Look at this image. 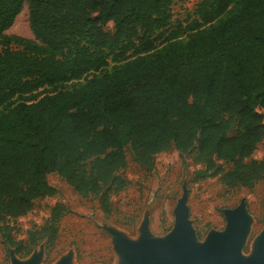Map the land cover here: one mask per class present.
<instances>
[{
  "label": "trees",
  "instance_id": "16d2710c",
  "mask_svg": "<svg viewBox=\"0 0 264 264\" xmlns=\"http://www.w3.org/2000/svg\"><path fill=\"white\" fill-rule=\"evenodd\" d=\"M27 1L34 39L7 35ZM234 0H202L205 21ZM173 0H0V218L20 216L33 201L54 195L47 175L57 172L77 192L99 199L110 214L112 194L127 186L118 171L127 149L138 162L174 145L197 149L205 163L198 178L232 166L221 180L252 188L264 160L251 158L264 137V0H242L217 25L184 46L149 53L171 24ZM112 21L114 29L105 30ZM13 43L19 47L13 48ZM130 52H148L102 78L34 101L14 96L58 85ZM66 208L26 241L3 231V243L29 254L44 239L52 245Z\"/></svg>",
  "mask_w": 264,
  "mask_h": 264
},
{
  "label": "rangeland",
  "instance_id": "374dc122",
  "mask_svg": "<svg viewBox=\"0 0 264 264\" xmlns=\"http://www.w3.org/2000/svg\"><path fill=\"white\" fill-rule=\"evenodd\" d=\"M201 1L173 0L171 24L149 53L186 45L193 35L204 32L210 25L221 23L236 12L242 2L234 0L222 14L208 22L197 12ZM113 29L112 21L105 25V30ZM5 33L34 39L27 1ZM12 46L19 47L17 43ZM147 53L130 52L123 59L110 56L106 63L89 69L79 78L58 85H42L32 92L14 96L11 102H29L60 90L82 88L91 78H102L129 60ZM6 111L5 106H0V115ZM258 111L264 120V108L259 107ZM126 152V165L118 173L127 179V186L112 194L113 209L110 214L101 209L96 196L82 195L57 172H51L47 175V181L56 189L54 195L36 198L31 209L20 216L0 218V264H13V259L24 262L35 253L41 254L39 264H57L67 254H72L70 258L74 264H116L122 255L114 247L113 235L138 242L146 229L150 237L156 240L167 237L177 223L175 209L180 200H183L187 218L199 242H204L213 232L224 231L228 222L226 212L244 204L251 224L241 253L244 256L251 254L253 243L264 230V177L252 188L228 187L221 177L232 163L216 158L221 171H212L207 177L198 178L197 171L203 170L206 165L197 160L196 148L181 152L171 145L153 155L150 164L136 161L130 148ZM251 158L264 160V137ZM57 204L64 205L66 210L59 221L58 236L52 245H48L47 239L41 240L29 254L24 255L18 253L15 247L3 243L4 230L16 240L26 241L28 232L41 228Z\"/></svg>",
  "mask_w": 264,
  "mask_h": 264
},
{
  "label": "water",
  "instance_id": "95a60500",
  "mask_svg": "<svg viewBox=\"0 0 264 264\" xmlns=\"http://www.w3.org/2000/svg\"><path fill=\"white\" fill-rule=\"evenodd\" d=\"M177 223L173 231L165 238L156 240L144 229L138 242H131L113 235L115 249L127 264H252L248 255L241 253L247 236L246 221L250 220L244 204L226 212L227 226L222 232L211 233L204 242H199L187 218L183 200L175 209ZM259 237L261 260L264 264V230ZM32 257V256H31ZM39 261L41 254L38 253ZM38 261V264H39ZM23 261L13 259L12 263ZM31 264V263H29ZM58 264H67L62 259Z\"/></svg>",
  "mask_w": 264,
  "mask_h": 264
},
{
  "label": "bare ground",
  "instance_id": "6f19581e",
  "mask_svg": "<svg viewBox=\"0 0 264 264\" xmlns=\"http://www.w3.org/2000/svg\"><path fill=\"white\" fill-rule=\"evenodd\" d=\"M245 223H246L245 228L247 229L249 227V225L251 224V220H247ZM71 255L70 254H67L64 257V259L67 260V264H74L73 260L70 258ZM247 257H248L249 261H251L252 264H262L261 251H260V247H259V237L256 238L255 242L252 245V252ZM62 259L63 258H61V260L59 262H61ZM38 261H39L38 253H35L31 258H29L28 260L22 262L21 264H29V263H31V264H38ZM13 264H16V263L14 262ZM116 264H127V263H126V261H125V259L123 257L119 256L118 259H117Z\"/></svg>",
  "mask_w": 264,
  "mask_h": 264
}]
</instances>
